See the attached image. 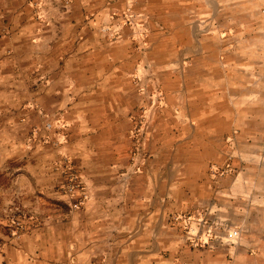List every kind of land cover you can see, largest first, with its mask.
Listing matches in <instances>:
<instances>
[{
    "label": "crops",
    "instance_id": "0c3cea01",
    "mask_svg": "<svg viewBox=\"0 0 264 264\" xmlns=\"http://www.w3.org/2000/svg\"><path fill=\"white\" fill-rule=\"evenodd\" d=\"M0 113L60 141L0 264H264V0H0Z\"/></svg>",
    "mask_w": 264,
    "mask_h": 264
},
{
    "label": "rangeland",
    "instance_id": "374dc122",
    "mask_svg": "<svg viewBox=\"0 0 264 264\" xmlns=\"http://www.w3.org/2000/svg\"><path fill=\"white\" fill-rule=\"evenodd\" d=\"M136 116L146 119V115L143 112ZM7 117V113H0V249L8 242L9 237H15L22 232L25 225L24 221L31 214V210L22 205L23 197L32 199L31 193L29 195H26V193L22 194L21 190L27 185L31 187L34 184L32 172L36 163L33 155L37 151L35 144L60 146L59 140L51 138L50 131L53 129V126L48 127V124L51 123L50 121H46L41 128L31 126L27 141L23 144H13L10 135L16 132L5 127ZM131 136L133 142L132 155L134 153L137 155L144 154L146 152V145L145 143L144 145L137 144L133 128L131 129ZM54 141L59 142L58 146ZM66 172L68 176L69 172L77 174L81 180L79 172L71 164L70 170L66 169ZM68 176L63 184L67 181ZM62 190L71 200H75L76 197L81 195V190L72 196L66 193L63 187ZM231 228L239 230L237 238L229 239L231 242H235L240 237L241 230L235 226H231Z\"/></svg>",
    "mask_w": 264,
    "mask_h": 264
},
{
    "label": "built area",
    "instance_id": "2783aa9c",
    "mask_svg": "<svg viewBox=\"0 0 264 264\" xmlns=\"http://www.w3.org/2000/svg\"><path fill=\"white\" fill-rule=\"evenodd\" d=\"M130 21L131 20H129L128 22H130ZM104 31L109 32V28L108 27L104 28ZM134 122H135V124H134V128H133V133L135 135L136 142H137V144L144 145V143H145L144 138H145V134H146V130H147L146 119H143L141 117H136ZM51 126H52V124L49 123L48 127H51ZM54 143L56 145H58L59 142L54 141ZM67 163H70V162L67 161ZM69 170H70V168H69ZM63 188H64L65 192L71 196L74 195L75 193L79 192L80 190H82V182H81L79 176L77 174L69 172L68 179L65 182V184H63ZM78 205H79V201H75L74 206L78 207ZM226 234H227L229 239L237 238L239 236V230L230 228Z\"/></svg>",
    "mask_w": 264,
    "mask_h": 264
}]
</instances>
